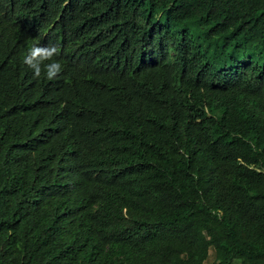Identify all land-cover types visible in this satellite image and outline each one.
Here are the masks:
<instances>
[{
    "label": "trees",
    "instance_id": "16d2710c",
    "mask_svg": "<svg viewBox=\"0 0 264 264\" xmlns=\"http://www.w3.org/2000/svg\"><path fill=\"white\" fill-rule=\"evenodd\" d=\"M209 259L264 264V0H0V264Z\"/></svg>",
    "mask_w": 264,
    "mask_h": 264
},
{
    "label": "clouds",
    "instance_id": "9594fccd",
    "mask_svg": "<svg viewBox=\"0 0 264 264\" xmlns=\"http://www.w3.org/2000/svg\"><path fill=\"white\" fill-rule=\"evenodd\" d=\"M59 54L60 48L57 45L43 46L34 44L23 57L22 63L33 69L35 77L41 76V66L43 65L46 69V78L54 80L63 68L61 63L53 60ZM45 61L52 62L45 64Z\"/></svg>",
    "mask_w": 264,
    "mask_h": 264
},
{
    "label": "rangeland",
    "instance_id": "374dc122",
    "mask_svg": "<svg viewBox=\"0 0 264 264\" xmlns=\"http://www.w3.org/2000/svg\"><path fill=\"white\" fill-rule=\"evenodd\" d=\"M209 261H210V259L209 260H206L204 264H208ZM234 264H237V263L235 262Z\"/></svg>",
    "mask_w": 264,
    "mask_h": 264
}]
</instances>
